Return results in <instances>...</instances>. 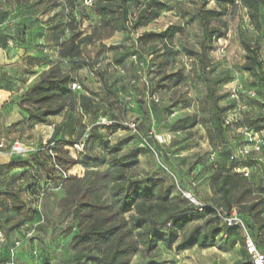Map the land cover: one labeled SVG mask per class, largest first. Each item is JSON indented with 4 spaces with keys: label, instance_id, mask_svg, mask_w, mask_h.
<instances>
[{
    "label": "rangeland",
    "instance_id": "374dc122",
    "mask_svg": "<svg viewBox=\"0 0 264 264\" xmlns=\"http://www.w3.org/2000/svg\"><path fill=\"white\" fill-rule=\"evenodd\" d=\"M251 1L258 4V26L253 22L254 11L244 0H163L142 17L139 15L146 0H138L130 8L131 29L116 33L99 26V18L92 7L84 4L85 0L4 2L23 34L20 42L37 51L60 50L71 35L78 36L81 56L76 63H62V70L70 73L72 84L80 86L74 93L86 95L89 102L86 109L70 113L71 122L49 130L52 135L57 129L58 138L71 142H78L90 130L85 151L75 156L81 168L70 176L82 180L89 171L104 172L109 149L114 148L118 158L130 166V188L156 177L169 195V209L189 210L196 217L172 246L162 242L149 254L141 243L139 253L129 264H234L241 258L240 246L226 236L224 226L212 215L196 209L186 194L206 206H216L219 197L210 179L214 173L226 172L229 166L233 173L234 169L237 172L248 168L255 193L261 198L264 194V152L252 154L247 161H230L249 144L247 133L264 138V0ZM136 20L138 25L132 28ZM164 33V38H143L144 34ZM89 36L92 41L86 42ZM245 42L257 50L261 61L260 69L254 73L244 69L248 63ZM33 58L42 60L39 56ZM153 96L159 101L155 102ZM21 105L22 123L28 124L30 107L24 109ZM101 118L115 125L96 126ZM123 122L135 123L137 133L120 127ZM15 127L17 139L40 145L51 138H46L47 129L32 134L31 126L22 127L20 123ZM154 136L166 142L158 144ZM146 139L154 151L142 146ZM32 162L29 167L36 170L31 175L38 180L30 175L27 186H18L21 196L27 191L32 194L25 200L30 210L35 196L47 188V183L57 180L50 169ZM5 172L1 169L0 176ZM86 184L82 193L88 189ZM10 185L0 187V228L16 236L25 219L2 198L4 190H14ZM72 192L65 181L58 192L47 195L42 208L44 223L37 229L35 239L25 242L17 252L18 264H48L52 253L62 264H96L89 260L95 253L73 241L79 223L59 226L63 217L60 201ZM243 218L253 229L258 250L264 254V232L254 227L244 212ZM158 220L167 236L165 215ZM215 225L222 230L219 249L196 246L175 251L181 241ZM5 248H0V264L10 259Z\"/></svg>",
    "mask_w": 264,
    "mask_h": 264
},
{
    "label": "trees",
    "instance_id": "16d2710c",
    "mask_svg": "<svg viewBox=\"0 0 264 264\" xmlns=\"http://www.w3.org/2000/svg\"><path fill=\"white\" fill-rule=\"evenodd\" d=\"M137 1L95 0L92 8L99 18L101 28L112 33L125 32L131 29L130 8ZM161 1L163 0H146L139 17H142L153 5ZM244 3L254 11L253 22L258 26V4L251 0H244ZM137 25L138 21L136 20L132 28H136ZM165 36L166 33L161 35L144 34L143 38H164ZM77 37L73 34L62 44L58 63L43 72L25 92L23 106L30 107L28 118L31 122L47 124L51 117H57L63 113L69 117L70 113L77 109H86V103L89 102L86 95L74 93L71 89L73 80L70 73L62 70V63H76V60L81 56ZM85 41H92V37H85ZM244 47L248 60L244 69L254 73L261 67L257 50L253 49L248 42L244 43ZM39 61L41 60L37 62ZM48 143L56 144L54 148L56 163L63 170L71 171L79 164L67 149L76 142H67L58 138L57 129ZM117 154V149H109L108 167L104 172L89 171L82 180L69 176L66 182L73 192L69 197L60 201L63 217L59 226H65L72 222L79 223L80 229L73 241L77 246L92 250L95 256L89 260L96 264H129L130 260L139 253L141 243L145 245L146 252L149 254L155 252L162 242L172 246L178 235L194 223L196 218L189 210L173 212L169 209L172 205L168 198L169 195L162 180L156 177H148L143 183L133 184L130 188L128 178L130 166L121 161ZM231 157L230 161L233 163L234 160H231ZM32 158H39L40 166L50 169L48 162L51 159L46 154ZM248 158L242 161H247ZM15 160L18 162L10 163L4 169L11 172L29 166V163H24L22 158H15ZM50 173L53 176L52 169H50ZM210 181L219 200L216 206H207L203 213L212 215L215 220L220 222L226 230V236L234 238L240 246L241 258L234 264H254L253 258L247 250L243 233L239 228L225 226L218 217V211L228 214L236 208L242 218L244 212L254 222V227H258L260 232H264L263 196L261 198L259 194L255 193L249 178L243 177L236 172V169L233 173L231 166L224 173H214ZM84 184L88 185V189L82 193ZM2 196L9 200L13 212L25 219L23 226L40 220L39 212L34 208L28 209L19 191L6 189L2 192ZM37 196H35V200ZM161 215H165L167 236L163 235L159 227L158 218ZM249 229L253 236V229L250 227ZM0 230L3 229L0 228ZM3 231L8 237L7 232ZM221 233L222 230L216 225L209 228L207 232L198 231L191 239L178 243L175 246V251L183 252L196 246L201 249H219L218 237ZM11 246V243L6 245L5 249L8 254ZM8 261L9 259L4 264ZM48 264L62 263L52 253Z\"/></svg>",
    "mask_w": 264,
    "mask_h": 264
},
{
    "label": "crops",
    "instance_id": "0c3cea01",
    "mask_svg": "<svg viewBox=\"0 0 264 264\" xmlns=\"http://www.w3.org/2000/svg\"><path fill=\"white\" fill-rule=\"evenodd\" d=\"M4 2L5 0H0V140H5L8 143H12L14 140H16L17 134L15 133V129L18 127L15 126L20 123L22 127L25 125L28 127L31 126L32 134L36 130L41 129L44 131L47 129L48 136L46 138L48 139L52 136L51 133H49L51 128H55L62 124H67L69 121L71 122V119L66 117V115L63 113L60 116L51 117L47 124H36L31 121H28V124L22 123L23 118L21 104L25 101L24 94L30 85H32L43 72L47 71L51 66L58 63L60 50L58 48H46V50L41 52L37 51L35 47H32L27 43L22 44V42H20L22 32L17 23H14L10 11L6 8ZM38 56L42 58V60L39 62L33 58ZM30 57V60L34 63H28L30 61ZM23 108L27 109V106H23ZM29 123H31V125ZM28 134H30V132H28ZM61 139L71 142V139ZM22 140L32 141L24 139ZM32 160H36L35 162L38 166L41 165L39 158H29L25 159L23 162L28 163V161H31L29 164L33 165ZM15 162L18 161H16L13 157L0 156V171L10 163ZM76 168H81V166L79 164L75 166L70 171V174H72ZM35 170L36 169H32L28 166L27 168H18L11 172L7 171L4 175L2 174L0 176V184L2 183L0 187L11 184L10 187L18 191V186L20 184H24L21 186L28 185L27 182L30 181L29 176ZM21 172L25 173L21 175ZM33 177L38 180L37 177ZM45 182L48 181L46 180ZM31 195L32 194L30 191H27L22 194V198L25 201L26 198L31 197ZM2 198H4L8 206H10L9 200H7L4 196H2ZM21 237L22 227L17 230L16 236L8 234L9 243H12L15 239H19ZM239 260L240 259L237 261ZM237 261H235V263Z\"/></svg>",
    "mask_w": 264,
    "mask_h": 264
},
{
    "label": "built area",
    "instance_id": "2783aa9c",
    "mask_svg": "<svg viewBox=\"0 0 264 264\" xmlns=\"http://www.w3.org/2000/svg\"><path fill=\"white\" fill-rule=\"evenodd\" d=\"M95 0H85L84 4L88 7H93ZM72 90H80V86L77 84L71 85ZM255 96L254 94H251ZM153 100L158 102L159 99L156 96H153ZM115 125V122L109 121L106 118H101L96 122V126H108L112 127ZM120 127L128 129L132 133H137V126L132 122H123L120 124ZM90 130L85 133V135L76 143H74L71 147H68V151L70 155L75 158L76 155L82 154L87 146V142L89 139ZM249 136V144L242 147L238 150L236 154L231 157V160L240 159L246 160L252 154H261L264 152V138L254 137L252 133H247ZM154 139L158 142V144H164L166 141L161 136H154ZM55 143H48V141L43 142L42 144H37L33 141H23L21 139H16L12 143H8L5 140H0V156H9L13 158H22L29 159L32 157H39L41 154H46L50 157V161L48 162V166L53 170V176L57 179L55 182L47 183V188L36 197L34 202V209L39 212L41 218L39 221H34L28 224H25L22 227V237L19 239H15L11 244V248L9 250L10 259L6 264H18L16 260L17 252L23 247L25 242H30L35 239L37 229L44 223V218L42 216V208L44 200L47 195L51 192H58L64 182L69 178L70 171H65L61 167H59L56 163V155L54 153ZM144 148H149L152 151L154 149L151 147L149 142L146 140L143 141ZM245 178L250 177V171L248 168H243L242 170L237 171ZM186 197L190 200V202L198 209L200 212H203L207 207L195 197H193L190 193L186 194ZM264 200V195H263ZM218 217L220 221L229 228H239L243 233L246 240V247L249 254L253 258L254 264H264V254H262L252 237L251 231L241 217L238 209H233L230 213H222L218 211ZM9 243V239L3 230H0V248L6 246ZM38 253L37 250L34 251V255L36 256Z\"/></svg>",
    "mask_w": 264,
    "mask_h": 264
}]
</instances>
